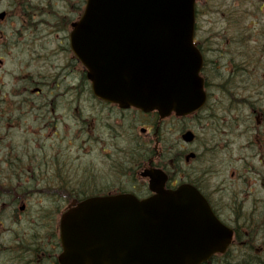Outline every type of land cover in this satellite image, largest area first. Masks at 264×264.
<instances>
[{
	"label": "flooded vegetation",
	"instance_id": "af4514ba",
	"mask_svg": "<svg viewBox=\"0 0 264 264\" xmlns=\"http://www.w3.org/2000/svg\"><path fill=\"white\" fill-rule=\"evenodd\" d=\"M227 1L232 3L223 11L207 0L197 8L205 105L190 115L165 118L103 101L88 87L87 67L71 41L87 0H12L1 11L0 40L11 29L35 54L29 50L34 55L19 64L13 88L0 86V264H62L64 214L91 198L151 196L145 175L150 169L167 172L166 188L189 182L168 158L175 149L186 162L198 157L193 145L200 136L177 126L187 121L197 128L210 125L212 151L224 140L228 147L230 137H246L242 148L251 150L253 162L231 157L222 165L230 176L218 186L193 184L235 239L247 235V206L256 213L264 208V31L257 33L247 15L261 14L264 0ZM45 27L61 33L52 47L37 45ZM187 131L194 133L192 142L183 139ZM91 144L98 148L96 162H81L80 156V162H71L73 151L86 152ZM230 247L236 248V241Z\"/></svg>",
	"mask_w": 264,
	"mask_h": 264
},
{
	"label": "water",
	"instance_id": "95a60500",
	"mask_svg": "<svg viewBox=\"0 0 264 264\" xmlns=\"http://www.w3.org/2000/svg\"><path fill=\"white\" fill-rule=\"evenodd\" d=\"M196 1L87 0L71 41L94 94L161 116L199 110L206 91L194 44ZM183 138L191 142L194 134ZM145 175L151 197L91 198L64 214L62 264H202L227 251L233 231L198 189H167L162 170Z\"/></svg>",
	"mask_w": 264,
	"mask_h": 264
},
{
	"label": "rangeland",
	"instance_id": "374dc122",
	"mask_svg": "<svg viewBox=\"0 0 264 264\" xmlns=\"http://www.w3.org/2000/svg\"><path fill=\"white\" fill-rule=\"evenodd\" d=\"M11 1L12 0H6L5 2L0 0V11H2L4 8H8ZM57 1L58 0H54V2ZM208 1H210L214 6H219L221 10L228 9L229 4L232 3L231 1L227 0ZM252 18H254L255 31L257 33L264 31V10L261 14H256L252 17L247 15V22H251ZM206 19L207 16L202 18V25L204 28L208 26ZM237 28L239 31L240 25ZM38 32L39 40L37 45L40 47H52V45H56V42H52V40L60 38L61 35V33H57L56 31L49 29V27L40 29ZM5 33L7 35L5 38L6 40L4 38L2 41L0 40V59L3 62L2 65H0V86L5 85V88L11 89L15 84L14 78H12V76L17 74L19 64H25L28 60H30V55L33 56L35 53L32 51L31 47L27 45L22 46L21 42H19L21 37L18 36L17 32L8 29ZM45 35L47 36L44 37ZM1 38L2 37H0V39ZM29 50H31L34 54L32 55ZM181 125L188 126L195 133H197L198 136H200V138L197 140V143L193 145V147H197L198 149V157L195 158L194 161L186 162L185 159L181 160V155L178 149H175L174 152L168 157L173 159L177 163V166H180L182 173L181 176L183 179L189 178V180L196 181V183H198L201 187L209 189L208 186L216 187L223 179L230 176V169L226 170L222 165L227 163L231 157L233 159H238L241 157V155H243L247 158V160L252 161V159L249 157L251 150L249 148L243 150L242 148L243 144H246V137H238L235 139L230 137V145L228 147H225L226 142L224 140L221 143L220 149H215L212 151L211 147L214 146L213 130L208 123H200V128H197L192 121L181 122V124H177L178 127ZM171 142H173V140H171ZM250 144H254V139H251ZM91 145L87 146L88 148L86 152H80L78 150V153L77 151H73L71 162H80L78 159H76L78 156H80V160H82L81 162L91 163L93 160L96 162L98 148L95 147L96 144L92 146ZM210 161H218V163L211 165ZM72 166L75 169L77 164L73 163ZM247 210H251V208L247 207L246 211Z\"/></svg>",
	"mask_w": 264,
	"mask_h": 264
},
{
	"label": "trees",
	"instance_id": "16d2710c",
	"mask_svg": "<svg viewBox=\"0 0 264 264\" xmlns=\"http://www.w3.org/2000/svg\"><path fill=\"white\" fill-rule=\"evenodd\" d=\"M88 87L90 88L89 82ZM189 182L198 186L194 180ZM245 229L247 235L243 239L237 238L236 248L224 255L215 256L205 264H264V209L261 213H256L255 208L246 211ZM242 240L245 244L239 247L238 243Z\"/></svg>",
	"mask_w": 264,
	"mask_h": 264
},
{
	"label": "bare ground",
	"instance_id": "6f19581e",
	"mask_svg": "<svg viewBox=\"0 0 264 264\" xmlns=\"http://www.w3.org/2000/svg\"><path fill=\"white\" fill-rule=\"evenodd\" d=\"M64 178H66V177H64Z\"/></svg>",
	"mask_w": 264,
	"mask_h": 264
}]
</instances>
